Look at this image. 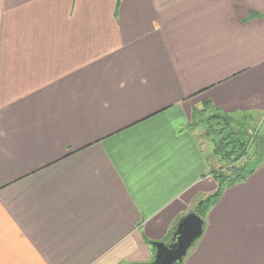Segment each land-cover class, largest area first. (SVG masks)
I'll use <instances>...</instances> for the list:
<instances>
[{
	"label": "crops",
	"instance_id": "1",
	"mask_svg": "<svg viewBox=\"0 0 264 264\" xmlns=\"http://www.w3.org/2000/svg\"><path fill=\"white\" fill-rule=\"evenodd\" d=\"M204 103L264 113V0H0V264L153 262L219 189ZM202 220L181 264H264V165Z\"/></svg>",
	"mask_w": 264,
	"mask_h": 264
},
{
	"label": "trees",
	"instance_id": "2",
	"mask_svg": "<svg viewBox=\"0 0 264 264\" xmlns=\"http://www.w3.org/2000/svg\"><path fill=\"white\" fill-rule=\"evenodd\" d=\"M194 118L203 121L202 125L205 127V136L208 139H212L214 145L212 155L215 156V153H219L223 159H230L232 157V161H229L225 166H220V169L213 173L215 179L218 181L219 189L213 195L199 201L196 205L195 214L202 219L209 206L217 201L225 186L243 182L253 173L256 164H260L259 157L264 155V145L260 144L259 147L260 149L262 148L261 152H256L252 159L246 161L244 166L238 169L236 167L247 154L248 141L242 139L245 130L239 127L228 115L220 111L218 112L208 103H204L201 105V108L194 110L191 120ZM257 139L262 143L264 135ZM223 170L230 171V175H224L222 173Z\"/></svg>",
	"mask_w": 264,
	"mask_h": 264
},
{
	"label": "water",
	"instance_id": "3",
	"mask_svg": "<svg viewBox=\"0 0 264 264\" xmlns=\"http://www.w3.org/2000/svg\"><path fill=\"white\" fill-rule=\"evenodd\" d=\"M203 220L195 213L183 216L177 223L169 243L151 242L156 250L150 264H181L187 251L203 234Z\"/></svg>",
	"mask_w": 264,
	"mask_h": 264
},
{
	"label": "rangeland",
	"instance_id": "4",
	"mask_svg": "<svg viewBox=\"0 0 264 264\" xmlns=\"http://www.w3.org/2000/svg\"><path fill=\"white\" fill-rule=\"evenodd\" d=\"M206 117H208V115H206ZM251 120L249 121L246 118L240 117L237 121H238V125L239 126H243L245 124H249V127L251 129H246L242 139L244 141H248V148H247V154L246 157L243 158L242 161H240L239 165L236 168H241L242 166H244L245 162L252 159L253 156L256 154V152H261V149L259 150V145L261 144L262 146L264 145V141H262V143L259 141V137H261L262 135H264V113L259 114L256 113L252 116H250ZM192 125L191 127H195L197 128V132L200 136V140L204 143V147L206 149V151H208V148H212V150L214 149V145L211 144L210 140H208V138L205 136V127L202 125V120L201 119H192ZM201 137H203L205 140H207L210 145L207 143V141L205 142ZM264 147V146H263ZM217 151V150H216ZM212 158L214 159L215 165L218 166V168H220V166H225L227 165V163H229V161H232L230 157V159H223L222 155H219V153H215V156L212 155ZM260 160V164H256L255 166V170L253 171V173L256 172V170L261 167V165H264V155L259 157ZM228 161V162H227ZM219 170V169H218ZM216 170V171H218ZM222 173L226 176L230 175V171H226L223 170ZM252 173V174H253ZM251 174V175H252Z\"/></svg>",
	"mask_w": 264,
	"mask_h": 264
}]
</instances>
